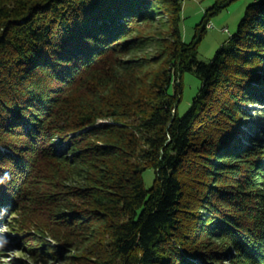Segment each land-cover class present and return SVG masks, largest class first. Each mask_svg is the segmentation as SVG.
<instances>
[{"label":"trees","instance_id":"16d2710c","mask_svg":"<svg viewBox=\"0 0 264 264\" xmlns=\"http://www.w3.org/2000/svg\"><path fill=\"white\" fill-rule=\"evenodd\" d=\"M181 1L0 0L1 217L25 200L37 168L30 154L51 156L92 205L91 264H221L227 253L208 235L228 240L231 264H264V200L243 198L252 175L264 191V166L251 172L234 159L264 152V125L249 124L243 109L264 100V0L245 7L208 61L197 44L234 0H213L188 42ZM154 13L167 15L169 50L147 78L135 27ZM184 72L200 86L179 114ZM56 207L59 221L82 218Z\"/></svg>","mask_w":264,"mask_h":264},{"label":"rangeland","instance_id":"374dc122","mask_svg":"<svg viewBox=\"0 0 264 264\" xmlns=\"http://www.w3.org/2000/svg\"><path fill=\"white\" fill-rule=\"evenodd\" d=\"M212 1H181L179 28L183 41L191 40L195 25ZM254 1L257 0H234L210 17L206 31L197 44L199 60L208 61L219 47L228 44V38L236 30L245 7ZM166 18V14L159 16L154 13V19L142 22L135 27L136 33H134L141 35L142 38L138 42L139 51L134 55L147 58L144 68L147 78L156 75L158 65L164 60V56L161 55L168 49L163 44L167 33ZM156 59L157 63H153ZM181 80L183 90L178 104L179 114L188 107L191 98L198 92L200 86L199 79L191 72H184ZM141 94L146 96L144 91ZM243 109L249 124L253 123L259 128L264 125V100L249 99V103L245 104ZM102 121L99 120L100 123ZM255 127L251 129L252 132H255ZM242 128L248 133L251 125H242ZM141 146L145 147L144 144ZM45 153H50L48 148ZM30 155V160H36L37 168L35 174H32L33 178L31 176L32 179L30 178L25 185L23 204L17 203L14 198L4 216L1 217L0 211V264H91V251L96 248V245L94 235L89 236L88 232L97 226L91 211L92 205L86 198H82L80 193L75 194L71 191L76 182L68 173V165L59 164L51 156L34 158L32 154ZM259 156L249 151L242 157L234 159L240 160L238 162L248 168V171L255 172L260 170V166H264L262 162L264 160H260L264 158V152ZM225 160L233 159L231 157ZM153 175V170L150 168L143 172L145 187L151 186ZM188 179L191 180V177L188 176ZM245 192L246 195L243 192L245 202L253 200L258 205V201L261 203L264 200L261 195L264 191L256 175H252L250 182H245ZM52 206L63 210L73 209L75 214L82 218L69 222L67 221L69 219L59 221L55 217ZM206 238L209 239V243H212L211 248L217 247L215 252L227 253L221 264H231L228 258L231 257L233 248L230 243H227L228 240L226 242L215 239L211 235ZM189 261L190 264L195 263L196 257H191Z\"/></svg>","mask_w":264,"mask_h":264}]
</instances>
